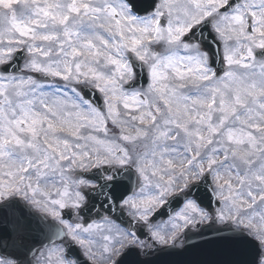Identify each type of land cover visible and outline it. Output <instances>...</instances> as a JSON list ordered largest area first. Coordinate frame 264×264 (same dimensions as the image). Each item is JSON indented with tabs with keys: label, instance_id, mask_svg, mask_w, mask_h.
<instances>
[{
	"label": "snow or ice",
	"instance_id": "obj_1",
	"mask_svg": "<svg viewBox=\"0 0 264 264\" xmlns=\"http://www.w3.org/2000/svg\"><path fill=\"white\" fill-rule=\"evenodd\" d=\"M0 18V264H264V0Z\"/></svg>",
	"mask_w": 264,
	"mask_h": 264
},
{
	"label": "water",
	"instance_id": "obj_2",
	"mask_svg": "<svg viewBox=\"0 0 264 264\" xmlns=\"http://www.w3.org/2000/svg\"><path fill=\"white\" fill-rule=\"evenodd\" d=\"M3 215V213H0V235H3L7 227L6 222L3 219ZM29 243L31 247L36 248L41 247L44 243H46V241L39 235H36L34 238L29 240ZM191 256L192 254L176 255L161 252L150 258V264H183V262L190 259ZM136 260L137 258L134 255L129 254L125 258L124 264H136ZM84 264H87V262L85 261Z\"/></svg>",
	"mask_w": 264,
	"mask_h": 264
},
{
	"label": "rangeland",
	"instance_id": "obj_3",
	"mask_svg": "<svg viewBox=\"0 0 264 264\" xmlns=\"http://www.w3.org/2000/svg\"><path fill=\"white\" fill-rule=\"evenodd\" d=\"M14 8L16 10L18 18L21 16L22 13L26 12L23 2L17 3L16 5H14ZM4 27H5V22L3 21L2 18H0V30H3Z\"/></svg>",
	"mask_w": 264,
	"mask_h": 264
}]
</instances>
